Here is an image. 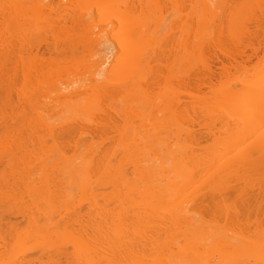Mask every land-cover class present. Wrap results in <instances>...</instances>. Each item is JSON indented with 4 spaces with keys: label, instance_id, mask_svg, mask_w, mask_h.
I'll return each instance as SVG.
<instances>
[{
    "label": "bare ground",
    "instance_id": "bare-ground-1",
    "mask_svg": "<svg viewBox=\"0 0 264 264\" xmlns=\"http://www.w3.org/2000/svg\"><path fill=\"white\" fill-rule=\"evenodd\" d=\"M162 1L28 0L30 6L25 4L21 8L30 13L29 16L24 13L27 18L23 15V19L21 16L14 17L17 13L13 16L9 14L12 6L9 7L10 12L4 9L5 6H1L3 9L0 15L1 12L5 14L8 11L6 15L12 16H4V20L11 18L10 21H5L6 24L0 20L7 28L4 30L7 33L9 30L8 34H12L11 37L7 35L10 38L8 43V38L0 34L6 43L2 49L4 43L2 44L0 37V45H3L0 50L2 53L6 52L0 55V264H264L263 51L258 50L259 46H252L250 50H247V47L238 54L235 52L237 55L225 53L223 50L220 54L219 51H214L218 55L214 56L212 53L215 58L209 59L212 55L205 51V39H216L211 35L217 28V20L220 18L223 21L224 17L216 14L221 8L218 4L223 0H195V3L190 0L199 13L195 12L197 9H193L194 5L192 7L189 3L193 12H190L191 16L187 14L191 21L195 19V13L202 17L203 25L200 27L201 22L197 26L200 21L198 17L195 19L197 22H191V26L188 16L185 19L189 20L188 25L184 23L185 20L184 24L177 22L182 16L179 12L180 6L185 8L184 0H173L177 2L176 8L173 4L174 10L181 16L177 18L176 14L177 21L172 19L168 23L170 19L163 16L161 10ZM227 2L224 0V4ZM161 4L163 5V2ZM229 5L231 3H228V6L226 4L227 8ZM236 6L228 15L238 16H235L237 20L230 17L235 22L230 23L233 26L229 29L232 28L233 33L236 31L235 37L233 38V35L231 38L236 41L241 39L238 38L240 28L250 27V18L257 22V27L262 30L257 29L264 31V23H259L260 18L257 20V15L254 14L256 9L259 10L262 12L261 18L264 19V0H243L239 8L242 6L244 13L240 14ZM16 7L20 8L19 5ZM62 7L71 11L69 18L74 22L73 25L78 27L75 28L78 33L74 34V40L79 39L75 43L83 49L82 52L78 50L82 55L77 57L79 52L74 49L77 45L66 35L70 42H65L66 47L69 46L67 49L71 50L70 55L64 46L63 51L66 54L60 51L61 47H58L57 43L59 49L56 48L60 54L55 51L54 57L63 60V52L65 57H71V61L74 57L78 58L76 63L72 61L77 69H72L73 65L69 66L72 71H76L67 70L66 65L65 70L71 72L70 75L59 78L62 73L58 72V77H51L48 72L50 79L48 76L42 78L47 71H44V68L51 60H47L46 66L40 62L37 64L38 59L34 61L43 49L41 44L44 47L48 40V32L43 35L40 29L43 25L41 21L48 18L44 13L43 17L47 18L41 19L42 12L58 11ZM137 8L147 11L144 18L143 14H140L142 12H139V15L135 13ZM216 17L219 18L215 21ZM243 20H246L245 23L249 26L240 27ZM211 21H215L216 25ZM254 21L251 20L250 24H255ZM209 22L214 25V31ZM176 23L180 24V27ZM192 23L198 30L195 26L196 30L191 28ZM174 24L177 25L176 28ZM186 26H190L189 31L192 29L196 33L193 34L191 30L193 36L189 35ZM48 28L46 30L49 31ZM177 28L184 29L181 33ZM235 28L238 29L234 30ZM52 30L53 33L49 32L56 34L54 28ZM36 31L41 32L40 35L46 39L40 38L39 35L45 44L39 40ZM231 31L229 32L232 35ZM100 34L107 35L114 53L103 79H97L92 70L97 63L93 57L100 55L103 58ZM51 35L49 38H52ZM177 35L179 38H176ZM241 35L244 37L243 33ZM33 36L38 39H32ZM55 36L57 38V35ZM181 36L186 40L182 42ZM29 37L31 39H28ZM190 37L196 42L191 41ZM13 38L19 39L18 41L26 38L33 41L24 42L26 47L19 45L23 46V52L16 44L14 47L18 50L13 47L9 50L14 45L11 43ZM53 39H49L50 42ZM175 39H180V46L174 43L177 41ZM197 39H200L199 42ZM60 40L62 44L63 38ZM53 41L54 43L49 42L52 46L56 45V40ZM168 41L173 43L170 45ZM166 42L168 47H181H177L178 50L175 47L176 52L182 48L184 52L179 62L177 59L174 62L176 73L172 70L173 63H165L171 66L167 70L174 71L173 74H177L179 78L188 76V81L194 73L192 78L196 80L190 81L203 83L207 80L206 85H214L215 87L211 86L216 89L214 92L210 91V87H206L209 89L208 93H204L206 98L207 94H212H209L208 100L201 92V100L204 101H200L199 92L196 97L200 98L191 96L197 99L198 103L195 100V103L192 100L188 105L187 102L185 105L182 101V104L179 102L181 105L178 103L179 96L176 98L177 93L173 92L175 89L172 90V80L161 77L167 76L164 75L167 66L162 65L165 53L169 56L170 47L165 48ZM49 43L46 48H50ZM6 45H10L9 52ZM52 48L56 50L55 46ZM262 49L264 50V47ZM13 50L18 55H15ZM176 52H173L175 57L170 52L173 59L179 57L176 56L179 52ZM22 53H27V59ZM259 53L263 57H259ZM68 58L64 60L72 64L67 61ZM252 58L256 59L257 63L261 62L253 63V70L251 72L250 69L249 72L241 64L255 62ZM165 59L168 61V58ZM58 60L50 64L55 66ZM62 60L61 64L65 63ZM156 60L157 64L162 60L161 70L156 69L160 64H155ZM150 63L153 64L152 69ZM195 63L202 68V72ZM213 63L219 64L220 69H216L217 64L213 66ZM61 64L58 63L57 66ZM193 64L197 69L192 67ZM234 64L240 65L239 68L242 66L241 69L244 70L239 71V76L237 74L235 78H231L235 79L233 83L226 80L227 82H220L219 87L216 82V85H209L215 79L221 80L225 69L230 68H227V65ZM62 66L64 67L63 64ZM233 68L235 70L237 67ZM54 69L52 67L53 71ZM215 69L223 71L221 76L219 72H214ZM155 70L163 73L159 76L161 81H171L165 83L171 87L167 85L170 90L166 89L165 93L166 86L163 85L165 94L161 95L158 91V95L155 91L156 95L153 96L152 91L156 88H148L152 90L150 93L145 87L151 84L149 82L154 84L160 81H148L152 76L155 77L152 71L159 75ZM178 70L188 75L182 72L181 76ZM233 73L235 75V72ZM17 74H21L20 80L24 83L21 90L18 88L21 93L19 95L15 87L18 82ZM195 74L202 75L204 80L201 76L197 77L198 80ZM214 74L219 75L218 78H215ZM47 79L53 82L49 81L48 85ZM195 86L198 89L197 85ZM168 91L173 95L176 93L175 97L170 95L169 98ZM12 94L21 95L20 99L25 106L19 97L16 99L14 96V101L19 100V103L17 101L14 104L15 111ZM66 103L72 106L68 107ZM64 104L68 107L67 110L70 108L68 113L71 112L69 115L64 111L63 114L69 115H66L67 117L60 116ZM189 104L193 105L192 109ZM18 105L22 107L21 112ZM182 105L186 107L183 108ZM186 108H190L189 112ZM56 109L59 110L58 113ZM195 125L199 127V132L193 129ZM199 137L210 143H200ZM69 147L74 152L71 155ZM260 218L263 220H259ZM30 253L38 255L33 254L36 257H32Z\"/></svg>",
    "mask_w": 264,
    "mask_h": 264
},
{
    "label": "rangeland",
    "instance_id": "rangeland-1",
    "mask_svg": "<svg viewBox=\"0 0 264 264\" xmlns=\"http://www.w3.org/2000/svg\"><path fill=\"white\" fill-rule=\"evenodd\" d=\"M16 1H17V2H16ZM18 1H20V0H0V3H1V5H0V11L4 8V6H5L4 9L9 11V7L12 6L13 8L15 7L14 9L10 7L12 10L10 9V10H11V13H9V14H11L12 16H13L15 13H17V14H15L14 17H20V16H21L20 18H22V19H23V15H24V13H25V15H28V16H29V13H30V12H29V11L26 12L27 9H25V10H26V11H25L24 8H23V10H24V11H23L22 8H21V6H24L25 4H26L25 6H30V5H29L30 2L28 3V0H23V1L21 0L22 3H24V1L27 2V3H24V4L22 5V3L18 2ZM135 1L138 2L139 0H135ZM171 1H172V2H171ZM171 1H170V0H168V1H167V0H166V1L163 0L162 2H163V5L165 4V5H164L165 7H163V5L161 4L162 2L160 3V6H162L161 8L165 9V11H163V9H161L162 12L164 13L163 16H167V17H168V20L170 19V20L168 21V23H169L170 21H172V19H173V21H175V22L177 21V19H175V18H176V14H177V10H174V9L176 8V6H177V4H176L177 2L175 3L173 0H171ZM194 1H195V0H192V2H194ZM234 1H235V2H234ZM159 2H160V1H159ZM164 2H165V3H164ZM168 2H169V3H168ZM173 2H174V3H173ZM181 2H182V1H181ZM183 2L186 3V4H184V5H185V8H184L185 10L183 9L182 6H180V7H181V10H182V9H183V10H182V11L179 10V12L181 13V15H182L183 17L180 15V13H179V15L177 14V18H179V17L181 16V18L183 19V20H181V18H179V19L181 20V21H180V20L177 21V22H179V23H183V21L187 18V16L189 17L190 12H193V10H192L191 8L193 7V5H194V3H195V2H194L193 4L190 3V2H191L190 0H189V1H188V0H187V1L184 0ZM225 2H227V0H225ZM232 2H234V4H233ZM241 2L243 3V0H230V1H228L226 4H227V6H228V3H229V4L231 3V5H229L230 9H229V7L227 8L226 4H224V0H223V2L221 1V2L218 4V6L221 5V6H220L221 8H219V9L216 8V10L218 9V12H217L216 14H217V16L220 15L221 18L224 17V18H223V21H222L219 17H218V18H219V20H221V21L217 20V19H218L217 17L215 18V21L217 20V22H216L217 25L214 24L215 21H214V22L211 21V23H213L214 25H216L215 27H217V28H215V29H214V25H213V24H210V22H209L210 25H213L212 30L214 29V30H215V33H216V34H215V33L210 32V33H212L211 36H212V38H213V36H214V38H216V39L213 38L214 40H212V39H211V40H208V39L206 38L207 40L205 39V42H206L207 44H206L205 42H203V44L205 43V45H206V47H205L206 50H205V49H204V50L207 51V52H209L208 54L211 53L210 56L212 55V53H213L214 56H216V55L220 54V53L223 52V51H224V52L226 51L225 53H230V54H232V55H237L241 50H244V49L246 50L247 47L249 48V49L247 48V50H250V48H251L252 46H255V47H256V46H259L260 49H258V50H262V51L264 52V50L262 49V48L264 47V31H261L262 29H261L260 27H257V22H255L252 18L248 19V20H250V21H249V25H250V27L246 28L247 30L244 29L245 27H243V25H244V26H249L248 24L246 25V23H247V22L245 23L246 20H243L244 22L241 21V22H243V23H242V26H240V27H243V29L240 28V27H238V28H240V30H241L240 33H239L240 35L238 36V38H241V39H239V40H241V41H239L238 39H237V41L240 42V43H242V44L238 43L236 40L233 39V38L235 37V34H234V33H235L236 31H234V33H233V31H231L232 28H231V29H229V28L233 26V25H231V24H232L233 22H235V21H234L232 18H233V17L235 18L236 15H235V14H231L230 17H232V18L228 17V15H230L229 13H231V12L234 11L233 8H234V6H236L235 4L238 5V6H236V8L238 7V11H237L238 14H240V12H241V13H244V12H243V11H244V10H243V7L241 6L242 8H241V7L239 8V6L242 4ZM16 3H18V5L20 6L21 9H20L19 7H18V8L16 7V6H18ZM19 3H20V4H19ZM189 3L191 4L192 7L190 6ZM2 4H3V5H2ZM173 4H174L175 8H174ZM175 4H176V5H175ZM179 4H180V3H179ZM182 4H183V3H182ZM184 5H183V6H184ZM186 5H187V6H186ZM224 5H225V7H224ZM1 6H3L2 9H1ZM172 7H173V8H172ZM222 7H224V8H222ZM16 8H17V9H16ZM25 8H26V7H25ZM194 8L197 9V7H195V5H194L193 9H194ZM231 8H232V9H231ZM236 8H235V9H236ZM15 9H16V10H15ZM137 9H138V8H137ZM137 9H136V12H135V13H136L137 15H139L138 13H139V12H142V13H140V14H141V15L143 14V15H142L143 17H142L141 15H140V16H141L142 18H144V15H145L146 12H147V11L145 12L146 7L144 8L145 10H142V11H140V9H138V11H137ZM151 9H152V8H151ZM179 9H180V8H179ZM190 9H191L192 11H191ZM227 9H228V10H227ZM17 10H18V11H17ZM19 10H20L21 12H20ZM148 10H149V9H148ZM223 10H225V11H223ZM8 11H6V12H8ZM16 11H17V12H16ZM149 11H150V10H149ZM196 11H197V13H199L198 9L195 10V12H196ZM221 11H223V13H222ZM6 12H5V14H4V12H3V13L1 12L0 20L2 21V23H3V22L5 23V21L8 22V21H10L9 19H11V18H9L8 20H4V16L7 17V16L9 15L8 13H7L8 15H6ZM9 12H10V11H9ZM12 12H14V13H12ZM19 12H20V13H19ZM143 12H144V13H143ZM175 12H176V13H175ZM26 13H28V14H26ZM44 13H45V15L47 14L48 18H47V16H45V15H44L45 17H43V14H44ZM70 13H71V11H70L69 9H64V7L58 9V11L56 10V11H48V12L43 11V12H42V17H41V19H42V18H43V19H44V18H47V20L44 19L43 22L41 21V23H42L43 25H42V26L39 25V26H41V28H40V27H39V28L42 30V32H43L42 34H43V35L47 34V32H48V34L46 35V36H48V38L45 37L46 39L49 40V39L54 38V39L56 40V41H55V44H56V45H53V46H52V45L50 44V43H52V42L54 43V41H53L54 39L51 40V42H50V40H49V41L47 40V41L45 42V43H46V44H45V43H44V40H46V39H44V37H43L42 35H40L41 32H40V33L38 32L40 29L38 28L39 30L36 31V32H38V36H37L38 38H39V35L41 36L40 38L43 37V38H42V39H44L43 41H42V39H40V38H39V40L42 41V42L45 44V46H44L45 49H44L43 45L41 44V47H42L43 49H42V48H39V50L42 49V50H40L41 53H40V54H37L38 56H36V59L34 58V61L36 62L37 59H38L37 64L40 62L42 65L45 64L44 66H46L47 62L51 59L50 62L47 64L48 67L46 66V67L44 68V71L47 70V71L45 72L47 75L44 74L45 76H41L42 78H43V77L46 78V77L48 76V72H49V74L51 75V77H52V76L58 77V75H59L58 72H59L60 74L62 73V74H61L62 76L59 75V78H63V76H66V74H67V75H70L71 72H75V71H76V70H74V71L71 70L72 65H73V68H72V69H75V68L77 69V66L75 67V65L73 64L72 61H74V63H76L75 61H76L79 57H81V55H82L79 51L82 52L83 49L81 48V49H82V50H81V49H80V45H78V43H77V44L75 43V42H77V41L79 40V39H77V41H76V39L74 40V37L76 36V35L74 36V34H75V33H76V34L78 33V30H77L78 27H75V25H73L74 22H72V21L70 20V18H69ZM163 13H162V14H163ZM187 13H188L189 15H188ZM235 13H236V11H235ZM261 13H262V12H260L259 10L256 9V11H255L254 14L257 15V16H256V17H257V20L260 18V20H258L259 23L262 21L261 24H263V23H264V19L261 18V17H262V14H261ZM18 14H19V15H18ZM20 14H21V15H20ZM68 14H69V15H68ZM148 14H150V13H148ZM165 14H166V15H165ZM183 14H185V15H183ZM193 14H194V13H193ZM195 14H196V13H195ZM195 14H194V15H195ZM218 14H219V15H218ZM236 14H237V13H236ZM25 15H24V17L27 18ZM156 15H157V14H156ZM191 15H192V14H191ZM191 15H190V16H191ZM194 15H193V17H195V19H196V17H198L197 19H198V21H199V20H200V21L197 22L195 19H193V17H191V18L193 19V20L191 21V20H190V17H189V20H190V26H191V22H193V21H196V22H197V26H198V24L201 22L202 17L200 18L198 14H197L198 16H197V15L194 16ZM233 15H234V16H233ZM2 16H3V17H2ZM12 16H8V17H12ZM174 16H175V17H174ZM222 16H223V17H222ZM1 17H2V19H1ZM14 17H13V18H14ZM146 17H147V16H146ZM167 17H166V19H167ZM208 17L210 18V16H208ZM236 17H238V16H236ZM263 17H264V16H263ZM13 18H12V19H13ZM199 18H200V19H199ZM209 18H208V19H209ZM227 18H228V20H227ZM174 19H175V20H174ZM208 19H207V20H208ZM230 19H232V20H230ZM235 19H236V18H235ZM189 20H188V19H187V21L185 20L186 22L184 21V23H185V24L187 23V25H188ZM204 20H206V19H204ZM236 20H237V19H236ZM238 20H239V19H238ZM248 20H247V21H248ZM251 20L254 21L255 24H252V23H251V24H252V25H251V24H250ZM1 21H0V24H2ZM52 21H53V22H52ZM166 21H167V20H166ZM209 21H210V19H209ZM228 21H231V22H228ZM232 21H233V22H232ZM44 22H45V23H44ZM219 22H221V23L219 24ZM222 22H223V23H222ZM224 22H225V23H224ZM254 22H253V23H254ZM4 23H3V24H4ZM52 23H53V24H52ZM166 23H167V22H166ZM184 23H183V24H184ZM193 23H195V22H193ZM193 23H192V24H193ZM230 23H231V24H230ZM3 24L0 26V34L2 33V34L4 35V38H6V39L8 38V41L6 42V43H8L9 40H10V38L7 37V35L11 37L10 34H12V32H10V34H8V33H9V30H8V33H7V31H5V30H7V28H6V26L3 25ZM5 24H6V23H5ZM44 24H45V25H44ZM46 24H47V25H46ZM49 24H50V25H49ZM51 24H52V25H51ZM176 24H177V23H176ZM176 24H174V27H175V26L177 27L178 24H177V25H176ZM201 24L203 25V23L201 22V23L199 24V27H200ZM207 24H208V22H207ZM222 24H224V25H222ZM229 24H230L231 26H230ZM202 25H201V26H202ZM221 25H222V26H221ZM258 25L260 26V24H258ZM4 26H5V27H4ZM49 26H51V27L54 28V31H55L56 34H52V33H53V30H52L53 28H51V27H49ZM178 26L180 27V24H179ZM190 26H186L187 29L190 28ZM194 26H195V24H193V26H192L191 28L193 29ZM197 26H195V28H196ZM224 26H225V27H224ZM238 26H239V25H238ZM42 27H45V28L42 29ZM46 27H47V28L49 27L48 29H49V31L52 32V33H50L48 30H46V29H47ZM73 27H74V28H73ZM174 27H173V28H174ZM176 27H175V28H176ZM210 27H211V26H210ZM5 28H6V29H5ZM8 28H9V27H8ZM75 28H77V29H75ZM175 28H174V29H175ZM195 28H194V29H195ZM207 28H208V27H207ZM220 28H221V29H220ZM238 28H237V29H238ZM257 28H260L261 30H259V29H257ZM263 28H264V27H263ZM4 29H5V30H4ZM9 29H11V28H9ZM36 29H37V28H36ZM72 29H73V30H72ZM163 29L165 30V28H163ZM163 29H162V30H163ZM174 29H173V30H174ZM178 29H179V28H177L176 30H178ZM183 29H184V28H182L181 30H183ZM192 29H190V31H191ZM208 29H209V28H208ZM210 29H211V28H210ZM216 29H219V31L216 30ZM225 29H226V30H225ZM237 29L235 28L234 30H237ZM249 29H250V32H248ZM74 30H76L77 32L74 31ZM162 30H161V31H162ZM179 30H180V29H179ZM181 30H180V32H181ZM195 30H196V29H195ZM195 30H194V31L192 30V31L194 32L193 34L196 33ZM197 30H198V27H197ZM212 30H211V31H212ZM214 30H213V31H214ZM232 30H233V29H232ZM242 30H244V32L246 31L247 33L245 32V33H246V34H245ZM263 30H264V29H263ZM10 31H11V30H10ZM12 31H13V29H12ZM46 31H47V32H46ZM72 31H74V32H72ZM161 31H160V32H161ZM186 31H187V30H186ZM190 31H189V29H188L187 32H189V35H192V33H190ZM220 31H221V32H220ZM229 31H231L233 34L231 35V33H230ZM3 32H4V33H3ZM13 32H14V31H13ZM70 32H72V33H70ZM79 32H80V29H79ZM162 32H163V31H162ZM218 32L220 33V35H219ZM227 32H229V33H227ZM238 32H239V31H238ZM251 32H252V33H251ZM175 33H176V32H175ZM181 33H182V32H181ZM241 33H243L244 37L241 35ZM250 33H251V34H250ZM2 34H1V36H2ZM14 34H15V33H14ZM34 34H35V33H34ZM36 34H37V33H36ZM51 34H52V35H51ZM72 34H73V35H72ZM172 34H173V33H172ZM176 34H177V33H176ZM178 34H179V36H180V33H179V32H178ZM50 35L52 36V38H51V37L49 38ZM55 35H57V38H55V37H56ZM58 35H59V36H58ZM66 35H68L71 39H73V43H74L75 45H77V47L75 46L74 49H75V50L77 49V50H76L77 53L79 52V54H77V57H78V58L76 59V58L74 57L75 60L72 58V61H71V57L69 56L71 50H68V49H69V48H68V47H69L68 45H67V47H66V43H67L66 40H68V43H67V44L70 43V42H69V39H66ZM182 35H184V34H182ZM215 35H218V36H215ZM233 35H234V36H233ZM236 35H237V34H236ZM1 36H0V37H1ZM35 36H36V35H35ZM68 36H67V37H68ZM171 36H172V35H171ZM179 36L177 35L176 38H179ZM192 36H193V35H192ZM230 36H231V37L233 36V38H231ZM240 36H241V37H240ZM245 36H246V37H245ZM30 37H32V36H30ZM30 37H29L28 39H31ZM37 37H36V38H37ZM59 37H60V38H59ZM69 37H68V38H69ZM173 37L175 38L174 35H173ZM184 37L186 38L187 36L184 35ZM2 38H3V37H1L2 44H3L5 41L3 42L4 39H2ZM38 38H37V39H38ZM61 38H63V40H62V41H63V43H62L63 45L60 44V43H61V40H60ZM75 38H76V37H75ZM168 38H169V37H168ZM168 38H167V39H168ZM171 38H172V37H171ZM171 38H170V39H171ZM174 38H173V39H174ZM191 38H192V37H190V39H191ZM26 39H27V38H26ZM26 39H24V40H23V39H20L21 41H23V42H21V41H18L19 39H14V38H13V41H14L15 43H14L13 41H12L11 43L14 44V45L11 46V48H9V46L11 45V43H10V45H8V47H7V45H6V50H8V48H9V50H11L12 47L15 48V49H17V48L19 47V48H21V49H19V48H18V49L22 51V50H23V48H22L23 46H22V45H24V42L27 43V42H29V41H33V40H28V39L26 40ZM32 39H35L34 36H33ZM37 39H35V40H37ZM64 39H65V40H64ZM71 39H70V41H71ZM180 39H183L182 42H183L184 40H186V39L183 38V36H181ZM180 39H175V40H177V41H175L174 43L177 44V43H178V40H179V42H181ZM190 39H189V40H190ZM209 39H210V38H209ZM235 39H236V38H235ZM57 40H58V42H57ZM59 40H60V41H59ZM199 40H200V39H199ZM199 40L197 39V42H199ZM16 41H17V43H18V42H20V43L17 44ZM166 41H167V40H166ZM173 41H174V40H173ZM191 41H195V39L192 38ZM207 41H209V42H207ZM213 41H214V42H213ZM49 42H50V43H49ZM65 42H66V43H65ZM170 42H171V41H170ZM170 42L168 41V43H170ZM195 42H196V41H195ZM259 42H260V43H259ZM6 43H4V46L1 44L0 47L3 46L2 49L5 48V44H6ZM47 43H49V45H50V46H49L50 48L47 47L48 49L46 48V45L48 46ZM57 43H59V46H58V47H61L62 49H61V48L59 49V48L57 47ZM64 43H65V44H64ZM71 43H72V41H71ZM73 43H72V44H73ZM166 43H167V42H166ZM168 43H167V45H166L165 48H166V49H169V47H170V50H171V51H170V50L168 51V54H169L170 57H169L168 55L166 56V53H165V55H164V52H165L166 50H164V52L162 51L163 54H162V52H161V54L164 55V58H162V59H164V61H162V60L158 61V64L160 63V64H159L160 67L158 66V67H159V68H158L157 66H155V68L157 67L156 69H160L162 65H166L165 63L170 62V63H169L170 65H173V64H174V66H172V70H174V69H175V65H176V64L174 63L175 60L177 59L176 61L179 62L178 60L181 59V55H184V54H183V53H184V52H183V48L181 49L182 51L179 50V51L176 52V51L174 50L176 46L173 47V45H172V46H169V47H168V45H169ZM172 43H173V42H172ZM172 43H170V45H171ZM188 43H189V41H188ZM192 43H193V42H192ZM235 43H237V44H235ZM258 43H259V45H258ZM15 44H16V46L18 45L17 48L14 47ZM20 44H22V45H21L22 47L19 46ZM79 44H80V43H79ZM175 44H174V45H175ZM179 44H180V43H178V45H179ZM208 44L211 45V47H210ZM213 44H214V46H213ZM250 44H251V45H250ZM60 45H61V46H60ZM70 45H71V44H70ZM207 45H208L209 47H208ZM215 45H216V46H215ZM237 45H240V46H237ZM242 45H243V46L246 45V46H245V47H242ZM249 45H250V46H249ZM24 46H25V45H24ZM54 46H55V48L57 47L60 51H61V50L63 51V46H64V48L66 47V48H65V51L67 52V50H68V52H69V53H68V54H69V55H68L69 58H68V57H65L64 53L66 54V52L63 51L64 53L61 52V54L63 55V60H62V59H61V60H62V61H65V63H66V60H64V58H68L67 61H68V62L70 61V63L72 62V64H68V63L65 64V63H62V64L64 65V67H63L62 64H61V60L59 59V60H60V62H59V60L57 59V58H59V57H56V59L58 60V63H60L61 65H58V66H57L58 63H57V64L54 63L55 66H54V65L52 66L51 64L53 63V61H54V62L57 61V60L55 59V57H54V56L56 55L55 51H58V52H59V50H57V48H56V50H53L52 47H54ZM179 46H180V45H179ZM25 47H26V46H25ZM25 47H24V49H25ZM78 47H79V48H78ZM155 47H156V46H155ZM161 47H163V46H161ZM171 47H173V50L171 49ZM177 47H178V46H177ZM177 47H176V49H177ZM203 47H204V45H202V51H203ZM207 47H208V48H207ZM261 47H262V48H261ZM67 48H68V49H67ZM178 48L180 49L181 47H178ZM188 48H190V47L188 46ZM237 48H238V49H237ZM241 48H242V49H241ZM257 48H258V47H257ZM15 49H14V50H15ZM18 49H17V50H18ZM46 49H47V50H46ZM51 49H52V50H51ZM79 49H80V50H79ZM163 49H164V48H162V50H163ZM194 49H195V48H194ZM9 50H8L7 52H9ZM14 50H13V53H14L15 55H18V54H16V52H14ZM78 50H79V51H78ZM177 50H178V49H177ZM190 50H191V48H190ZM222 50H223V51H222ZM0 51H1V52H0V55L6 53V52L2 53V50H0ZM4 51H5V50H4ZM21 51H17V52L19 53V52H21ZM23 51H24V50H23ZM23 51H22V52H23ZM50 51H51V52H50ZM53 51H54V52H53ZM157 51H158V50H157ZM192 51H193V50H192ZM205 51H204V52H205ZM214 51H219V53H218V54H217V53H214ZM220 51H221V52H220ZM228 51H231L232 53H231V52H228ZM262 51H260V52H262ZM52 52H53L54 54H53ZM170 52H171V54H172L173 52H176V53L179 52L178 54H176V56L179 55V57H176L175 59H173V58L175 57V54H174V53H173L174 55L172 54V56H174V57L172 58ZM180 52H181V53H180ZM182 52H183V53H182ZM194 52H195V53H198L196 50H194ZM235 52H236L237 54H235ZM263 52H262V54H264ZM20 54H21V53H20ZM24 54H25V52H24ZM59 54H60V52H59ZM80 54H81V55H80ZM151 54H152V53H151ZM198 54H200V53H198ZM202 54H203V52H202ZM204 54H205V53H204ZM215 54H216V55H215ZM262 54L259 53V55H261V56H259V57H263ZM22 55H23V53H22ZM33 55H34V54H33ZM33 55H31V57H32ZM57 55H58V54H57ZM73 55L76 56V54H73ZM78 55H80V56H78ZM159 55H160V54H159ZM206 55H207V53H206ZM213 55H212V57L209 58V59L215 58V57H213ZM24 56H25V57H24ZM71 56H72V55H71ZM23 57H24L25 59H27V58H26V57H27V53H26V55H23ZM28 57H30V55H29ZM37 57H38V58H37ZM51 57H52V58H51ZM61 57H62V56H61ZM72 57H73V56H72ZM161 57H163V56H161ZM204 57H205V55H204ZM159 58H160V57H159ZM165 58H168V61H165V60H167V59H165ZM171 58H172V59H171ZM206 58H207V57H206ZM52 59H54V60L52 61ZM69 59H70V60H69ZM170 59H171V60H170ZM203 59H205V58H203ZM41 60H43V61L41 62ZM47 60H48V61H47ZM55 60H56V61H55ZM214 60H215V59H214ZM238 60H240L239 57H238ZM252 60H255V62L251 61V62H247V63L241 64L244 68H247V70H248L249 72H250V69H251V72H252V70H253V67H251V66L253 65V63H257V60H256V59L252 58ZM258 60H260V59H258ZM262 60H264V58H262ZM161 61H162V63H163V62H164V63L162 64ZM171 61H172V62H171ZM51 62H52V63H51ZM154 62H156L155 64H157V60L154 61ZM177 62H176V63H177ZM260 62H261V61H260ZM260 62L258 61V63H260ZM50 63H51V64H50ZM151 63H152V62H151ZM151 63H150V66H151V69H152L153 64H151ZM172 63H173V64H172ZM248 63H249V64H248ZM251 63H252V64H251ZM258 63H257V64H258ZM19 64H20V62H19ZM158 64H157V65H158ZM161 64H162V65H161ZM177 64H178V63H177ZM195 64L197 65L198 68H200V71L202 72V70H201L202 68L198 66V63H195ZM195 64H193V66L190 65V68H191V66H192L193 68L195 67V69H197V67L195 66ZM216 64H217V63H213V66H216ZM250 64H251V65H250ZM257 64H255V65H257ZM262 64H263V63H262ZM262 64H259V66L262 65ZM17 65H18V64H17ZM66 65H67V67H68L67 70L71 71V72L68 71L69 74H68L67 70H65V69H66ZM218 65H219V64H217V66H218ZM232 65H233V64H232ZM232 65H227V68H228L229 66H230V68H229V70L227 69L228 71L225 69V71H224V72H225V75H224V72L220 70L221 72H223L224 78H223V75H222V77H221L222 79L220 80V78H219L220 81H219L218 79H217V81H216V79H215V80L212 79V80H214V81H213L214 83H213V82L210 83V82L208 81V82L210 83V84H209V83H208V84L211 85V84H215V82H216L217 85H216V84H215V85L219 87V86H220V85H219L220 82H223V83H224V81H226V80H227V81L230 80V82L233 83V80L235 81V79H232V80H231V78H235L237 74H238V76H239V75H240V74H239V71L244 70V68L241 69L242 66L239 68L240 65H239V66H238V65L235 66V64H234V66H232ZM12 66H13V65H12ZM50 66H52L53 69H54V67H55L57 73H54V72H56L55 69H54V71H53V70H52V67L49 68ZM56 66H57V68L60 67V68H58L59 71L57 70ZM69 66H71V67L69 68ZM166 66H167V65H166ZM166 66H165V67H166ZM178 66H179V65H178ZM178 66H177V67H178ZM217 66H216V69H217V68L220 69L219 66H218V67H217ZM231 66H232V67H231ZM249 66H250V67H249ZM62 67H63L64 69H63ZM170 67H171V66L168 65V66L166 67V69H164V70H167V69L170 68ZM177 67H176V68H177ZM233 67H237V68H235V70L237 71V73H236V71L234 70ZM18 68H19V67H18ZM155 68H154V69H155ZM193 68H192V69H193ZM232 68H233V69H232ZM48 69H50V71H48ZM61 69H62V71H60ZM79 69H80V68H78V70H79ZM216 69H215V70H216ZM51 70H52L53 74H51V73H52ZM78 70H77V71H78ZM160 70H161V69H160ZM176 70H177V69H176ZM176 70H174L175 73H176ZM182 70L184 71V69H182ZM189 70H190V69H189ZM193 70H194V69H193ZM198 70H199V69H198ZM215 70H214V72H217V73L219 72L218 70H216V71H215ZM17 71H19V69H18ZM79 71H81V69H80ZM156 71H157V70H155V72H156ZM169 71H170V70L165 71L167 74L164 72V73H165L164 75H167V76H164V77L160 75V74H163V73H159V70L157 71L159 75H157L156 73H153V71H152V74H154V76H155L156 78H155V77L153 78V76H152V78L150 77L151 79L148 80V81H153V80H155V79H156L155 81L160 80L161 78H160L159 76H161L162 78H166V79H168V80L171 79L172 82H173V84L171 83L172 88L174 87L173 89H172V88H171V89H172V90H174V89L177 90V91H175V90L173 91V92H176V93H177L176 98L179 96V99L177 98V101L179 100L178 103H179L180 101H182V102L184 103V105H185L186 102H187V105H188V102H190V101H192V100H193V101L195 100V99H193L194 97L191 98L192 95L195 96V98H198L199 96H201V98L199 97V98H200L199 100H200V101H204V100H201L203 97L206 98V95H205L204 93H206L209 89H211V90H210L211 92H212V91L214 92V91L216 90V89L214 88V87H215L214 85H211V86H214V87H212V88H211V86L206 85L205 82H206L207 80L203 82L204 77H202V75H200V74H199L198 76H201V77H202V78H201V77H200V78L203 79L202 82H203L205 85H204L203 83H201L200 81H194L195 84H194L193 81H190L191 79H192V80H196V79H193V78H192V77L194 76V73H193V76H192V73H191L190 76H192V77H191V79L188 81V79H189L188 76H185V78L187 77V78H186L187 80H186L185 78H183V77H184V76H182V75L184 74L183 71H182L183 74H182V72L180 73L179 70L177 71V72L182 76L183 79H182V78H179V76H178L177 74H173L174 71H170V72H169ZM195 71H196V70H195ZM50 72H51V73H50ZM66 72H67V73H66ZM171 72H172V73H171ZM191 72H192V70H191ZM193 72H194V71H193ZM197 72H198V71H197ZM201 72H199V73H201ZM221 72H219L218 74H220ZM228 72H229V73H228ZM233 72H235V75H234ZM17 73H18V72H17ZM77 73H78V72H77ZM170 73H171V75H169ZM188 73H189V72H188ZM231 73H232V74H231ZM242 73H243V72H242ZM72 74H76V73H72ZM72 74H71V75H72ZM185 74H187V73H185ZM185 74H184V75H185ZM189 74H190V73H189ZM197 74H198V73H197ZM201 74H202V73H201ZM221 74H222V73H221ZM221 74H220V76H221ZM229 74H230V76H229ZM19 75L21 76V74H19ZM168 75H169V76H168ZM176 75H177V76H176ZM187 75H188V74H187ZM214 75H215V74H214ZM226 75H227V77H226ZM231 75H232V77H231ZM17 76H18V74H17ZM20 76L16 77V78L18 79V82L16 81L17 84L15 85L17 91H18L21 87H23V86H21V85L24 84V83L22 82V80H20V79H22ZM60 76H61V77H60ZM181 76H180V77H181ZM195 76H196V74H195ZM198 76H196V78H197ZM215 76H216V75H215ZM218 76H219V75H217L215 78H218ZM228 76H229V77H228ZM234 76H235V77H234ZM241 76H242V74H241ZM19 77H20V78H19ZM41 77H40V79H41ZM168 77H169V78H168ZM170 77H172V78H170ZM176 77H177V78H176ZM47 78L50 79V76H48ZM65 78H66V77H65ZM159 78H160V79H159ZM198 78H199V77H198ZM198 78H197V79H198ZM212 78H214V77H212ZM226 78H227V79H226ZM237 78H238V77H237ZM49 79H47L48 81L46 80V83H47V84H48L49 81H50ZM173 79H174V80H173ZM178 79H182L183 81H182V80H178ZM224 79H225V80H224ZM164 80H165V79H164ZM176 80H177V82H176ZM184 80H185L186 82H185ZM198 80H199V79H198ZM222 80H223V81H222ZM51 81H52V80H51ZM51 81H50V82H51ZM148 81H147V84H148ZM166 81H167V80H166ZM179 81H180L181 83H180ZM227 81H226V82H227ZM16 82H15V83H16ZM52 82H53V81H52ZM162 82H164V81H163V80H162V81L160 80V81H157V83L155 82V83L158 84V85H160L159 83H161L162 86H161V85H160V86H158V85L156 86L155 83L152 84L153 82H149V84L151 83L152 85H151V84H150V85H146L145 88L147 89V91H150V93H152V92L154 93V92L156 91V93H157L158 95H160V94L158 93V91H159V92L161 93V95H162V94H165V93L167 92V90H170V88L168 89V87H167L168 84L165 85V83H167V82H171V81L164 82V84H163ZM178 82H179V83H178ZM196 82H200V84H199V83L196 84ZM46 83H45V85H47ZM49 84H50V83H49ZM49 84H48V85H49ZM201 84H202L203 86H202ZM221 84H222V83H221ZM163 85L166 86V87H164ZM169 85H170V84H169ZM169 85H168V86H169ZM171 85H170V87H171ZM195 85H197L199 91H198V89L196 88ZM147 86H148V87H147ZM152 86H154V87H152ZM199 86H200V87H199ZM201 86H202V87H201ZM207 86H208V88H209V87H210V88H209V89L206 88ZM157 87H159V88L157 89ZM160 87H161V88H160ZM162 87L165 88V89L163 88V89L165 90V93H164V90L162 89ZM248 87H249V86H248ZM248 87H246V88H248ZM18 88H19V89H18ZM148 88H149V89H152V88L155 89V88H156L157 90H156V89H155V90L152 89V90H153V91H152V90H148ZM159 89H160V90H159ZM166 89H167V90H166ZM212 89H214V90H212ZM13 90L16 92L15 89H13ZM20 90H21V89H20ZM20 90H19V91H20ZM22 90H23V89H22ZM161 90H163V93L161 92ZM172 90H171V91H172ZM200 90H201V91H200ZM244 90H245V89H244ZM246 90H248V89H246ZM246 90H245V91H246ZM19 91H18V92H19ZM151 91H152V92H151ZM171 91H168V92H169V96H168L169 98H170V95H172L171 97H173L174 95H176V93L173 95V93H171ZM197 91H198V92H197ZM15 92H14V93H15ZM187 92L190 93V94L192 93V94H191V95H190V94H187ZM193 92H194V93H193ZM196 92H197V93H196ZM199 92H200V95H199L198 97H196V95H198ZM201 92L203 93V97H202ZM208 92H209V91H208ZM208 92H207V93H208ZM156 93H154L153 96H155ZM170 93H171V94H170ZM185 93H186V94H185ZM15 94H16V93H15ZM17 94L19 95V94H21V93L19 92V93H17ZM209 94H210V93H209ZM209 94H207V98H208ZM167 95H168V93H167ZM12 96H13L12 101H14V96H16V95H13V94H12ZM20 96H21V95H20ZM20 96H16V99H18L17 97H19V100L22 101V99H20ZM151 96H152V94H151ZM187 96H188V97H187ZM210 96H212V94H210ZM21 97H22V96H21ZM168 97H167V100H168ZM174 97H175V96H174ZM205 98H204V99H205ZM207 98H206V99H207ZM16 99H15L14 103L12 102L13 105H14L17 101H18V103H19V100L16 101ZM165 99H166V98H165ZM185 99H186V101H185ZM189 99H190V100H189ZM210 99H211V97H210ZM187 100H188V101H187ZM207 100H208V99H207ZM207 100H206V101H207ZM157 101H158V100H157ZM174 101H176V100H174ZM174 101H173V102H174ZM177 101H176V102H177ZM193 101H192V102H193ZM195 101H197V103L199 102L197 99H196ZM195 101H194V103H195ZM22 102H23V101H22ZM182 102H180V103L182 104ZM192 102H190V103H192ZM18 103H17V104H18ZM157 103H158V102H157ZM180 103H179V104H180ZM197 103H196V104H197ZM17 104H16V105H17ZM23 104H24V102H23ZM66 104H67V103H66ZM174 104H175V103H174ZM181 104H180V105H181ZM199 104H200V103H199ZM20 105H22V103H21ZM20 105H18V106H20ZM67 105H68V104H67ZM184 105H182V106H184ZM189 105H190V104H189ZM191 105H192V104H191ZM191 105H190V108L192 109L193 105H192V107H191ZM194 105H195V104H194ZM200 105H201V104H200ZM18 106H16V107L18 108ZM24 106H25V104H24ZM64 106H65V104H64ZM70 106H72V104H71ZM70 106L68 105V107H70ZM182 106H180V107H182ZM68 107L65 106L64 108L66 109V108H68ZM185 107H186V106H184L183 108H185ZM187 107H189V106H187ZM14 108H15V105H14ZM21 108H22V107L20 106V111H19V109H17V110H18L19 112H21ZM64 108L62 109L63 112L60 113V114H61L60 116L65 117L67 114L71 115V114H70L71 112L68 113V111H69L70 108H69L68 110H67V109L65 110ZM118 108H119V106L117 107V110H118ZM190 108H189V110H190ZM24 109H25V108H24ZM186 109L188 110V108H186ZM57 110H58V109H56V111H57ZM189 110H188L187 112H189ZM9 111H10V110H9ZM15 111H16V108H15ZM18 111H17V112H18ZM22 111H23V110H22ZM58 111H59V110H58ZM58 111H57V113H58ZM60 111H61V110H60ZM64 111H65V112L67 111V112H66L67 114H63ZM198 111H199V110H198ZM12 112H13V111H12ZM19 112H18V113H19ZM53 112H54V111H53ZM191 112H192V110H191ZM191 112H190V113H191ZM10 113H11V112H10ZM10 113H8V114H10ZM198 113H199V112H198ZM192 114H193V112H192ZM64 115H65V116H64ZM69 115H67V116H69ZM97 115H99V114H97ZM188 115L191 116V114H188ZM56 116L58 117L59 114H57ZM56 116L54 115V117H56ZM67 116H66V117H67ZM60 118H61V117H60ZM118 118H119V117H118ZM118 118H117V120H118ZM120 119H121V117H120ZM120 121H121V120H120ZM120 121H119L118 124L121 123ZM217 126L219 127V124H217ZM193 129H194L195 131H197V132L200 131V129H199V127H198L197 125H195V127H194ZM198 130H199V131H198ZM195 133H196V132H195ZM196 134H197V133H196ZM199 138H200V137H199ZM200 139H201V138H200ZM198 140H199V139H198ZM201 142H202V144H205V143H206L204 138H202V139L200 140V143H201ZM208 143H210V142H207L206 144H208ZM70 146H72V145H70ZM69 148H70V147H69ZM70 151H71V148H70ZM70 151H69V152H70ZM72 152H73V150L70 152V154H69V153H68V154L71 155ZM73 153H74V152H73ZM237 193H238V192H237ZM237 193H236V194H237ZM234 198H235V197H234ZM236 198H237V197H236ZM236 198H235V199H236ZM252 218H253V217H252ZM261 219H262V218H260L259 220H261ZM262 220H263V219H262ZM262 220H261V221H262ZM252 222H253V221H252ZM254 222H256V220H255ZM255 225H256V223H255ZM252 226H253V225H252ZM254 227H255V226H254ZM30 252H31V251H30ZM33 252H34V251H33ZM33 254L35 255L36 253H32V254L30 253L29 255H31V256L33 257V256H34ZM37 255H38V254H36V256H37ZM36 256H34V257H36ZM36 263H37V262H36Z\"/></svg>",
    "mask_w": 264,
    "mask_h": 264
},
{
    "label": "snow or ice",
    "instance_id": "snow-or-ice-1",
    "mask_svg": "<svg viewBox=\"0 0 264 264\" xmlns=\"http://www.w3.org/2000/svg\"><path fill=\"white\" fill-rule=\"evenodd\" d=\"M100 48L103 50V58H101L100 55H96L93 57V59L97 63L94 65L92 70L96 73L97 79L104 78V75L108 67H110L111 61L114 56V53L112 51L113 48L112 43L108 40L106 34H100Z\"/></svg>",
    "mask_w": 264,
    "mask_h": 264
}]
</instances>
